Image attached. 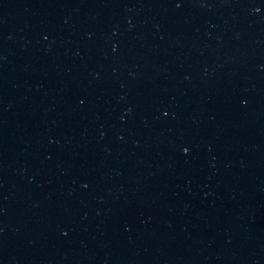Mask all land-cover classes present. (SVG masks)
<instances>
[{"label":"water","instance_id":"obj_1","mask_svg":"<svg viewBox=\"0 0 264 264\" xmlns=\"http://www.w3.org/2000/svg\"><path fill=\"white\" fill-rule=\"evenodd\" d=\"M0 264H264V0H0Z\"/></svg>","mask_w":264,"mask_h":264}]
</instances>
